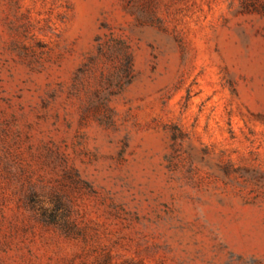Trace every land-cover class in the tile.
<instances>
[{
	"label": "rangeland",
	"instance_id": "1",
	"mask_svg": "<svg viewBox=\"0 0 264 264\" xmlns=\"http://www.w3.org/2000/svg\"><path fill=\"white\" fill-rule=\"evenodd\" d=\"M0 264H264V0H0Z\"/></svg>",
	"mask_w": 264,
	"mask_h": 264
}]
</instances>
